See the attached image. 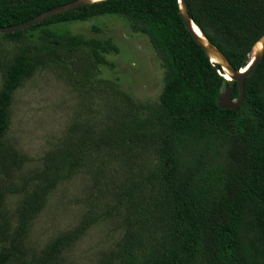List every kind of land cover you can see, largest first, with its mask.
Listing matches in <instances>:
<instances>
[{"label":"trees","instance_id":"1","mask_svg":"<svg viewBox=\"0 0 264 264\" xmlns=\"http://www.w3.org/2000/svg\"><path fill=\"white\" fill-rule=\"evenodd\" d=\"M74 1L0 0V28ZM186 2L210 43L245 69L264 35V0ZM111 14L131 21L164 63L156 105L96 79L111 45L50 29ZM36 32L41 42L32 40ZM3 35L16 46L0 49V264H66L65 252L101 218L118 219L124 233L94 264H264V58L245 82L243 104L231 110L219 102L230 88L239 98L237 83L194 40L178 0H105ZM45 68L58 70L80 103L61 140L26 170L30 157L6 139L11 107ZM81 173L90 178L83 221L42 250L31 248V227L50 194ZM11 196H21L14 215Z\"/></svg>","mask_w":264,"mask_h":264},{"label":"rangeland","instance_id":"2","mask_svg":"<svg viewBox=\"0 0 264 264\" xmlns=\"http://www.w3.org/2000/svg\"><path fill=\"white\" fill-rule=\"evenodd\" d=\"M50 29L62 39L81 36L86 42L111 45L100 60L96 79L119 83L139 103L156 105L159 102L166 82V68L149 38L132 30L131 21L111 14ZM32 40L41 42L40 34L34 33ZM15 46L0 34L2 52L14 50ZM57 72L51 68L40 69L15 93L6 139L30 157L26 170L41 164L47 151L55 147L76 119L80 99L66 81L54 76ZM2 83L0 72V89ZM225 92L223 90V94ZM98 107H102L100 101ZM89 184V176L81 173L58 185L33 222L27 239L31 248L42 250L83 221L89 210L83 203ZM20 201L21 196L8 198L6 206L10 214H15ZM123 233L118 219L101 218L65 252L66 264H94L102 251L115 247Z\"/></svg>","mask_w":264,"mask_h":264},{"label":"water","instance_id":"3","mask_svg":"<svg viewBox=\"0 0 264 264\" xmlns=\"http://www.w3.org/2000/svg\"><path fill=\"white\" fill-rule=\"evenodd\" d=\"M105 0H77L72 3L57 7L55 9H52L46 13H43L42 15H39L38 17L30 20L29 22H26L24 24H20L14 27L9 28H0V34H10V33H16L23 31L25 29H28L30 27H33L37 24H40L41 22L49 19L50 17L65 13L67 11H71L80 7H83L85 5H90L98 2H102ZM180 5V12L183 19V22L187 28V30L191 33L194 40L205 50L208 57L212 60L215 59V63L219 64L224 71L229 73L230 80L232 82L237 83L238 86V92H239V98L233 99L232 98V92L233 89L230 88L226 90L224 94H222V97L220 98L219 105L223 109H231V110H237L244 102L245 98V82L246 80L252 75L254 70L260 65V63L263 61L264 58V35L261 37V39L257 42L262 44V48L258 53L255 54V47L251 51V54H254L255 59H253L251 62H249L248 66L245 69H242L240 71H237L229 59L226 57V55L219 49H217L215 46H213L210 41L206 38V36L202 33L200 28L194 23L193 20H191L189 15V9L186 0H178ZM202 35V37L200 35ZM205 39V40H204ZM225 78V77H224ZM226 79V78H225ZM227 80V79H226Z\"/></svg>","mask_w":264,"mask_h":264},{"label":"bare ground","instance_id":"4","mask_svg":"<svg viewBox=\"0 0 264 264\" xmlns=\"http://www.w3.org/2000/svg\"><path fill=\"white\" fill-rule=\"evenodd\" d=\"M198 35H200V34L198 33ZM200 36L202 37V35H200ZM204 40H205V39H204ZM261 48H262V44L258 43L257 46L255 47V50H254V51H255V54L258 53V52L260 51ZM253 59H255L254 54H250V61H249V62H251ZM211 61H212V62H215V59H212ZM223 73H224L223 76H224L227 80H230L229 73L226 72V71H224Z\"/></svg>","mask_w":264,"mask_h":264}]
</instances>
